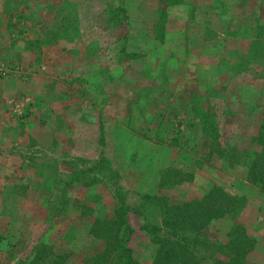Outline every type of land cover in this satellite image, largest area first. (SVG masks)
<instances>
[{"label": "rangeland", "instance_id": "obj_1", "mask_svg": "<svg viewBox=\"0 0 264 264\" xmlns=\"http://www.w3.org/2000/svg\"><path fill=\"white\" fill-rule=\"evenodd\" d=\"M261 145L264 0H0V264H116L89 227L123 202L131 257L152 264L170 230L195 233L163 210L211 185L243 195ZM217 228L197 230L189 264L219 257Z\"/></svg>", "mask_w": 264, "mask_h": 264}, {"label": "trees", "instance_id": "obj_2", "mask_svg": "<svg viewBox=\"0 0 264 264\" xmlns=\"http://www.w3.org/2000/svg\"><path fill=\"white\" fill-rule=\"evenodd\" d=\"M261 148L263 151L258 154L252 153L250 161L245 166L249 183L264 192V170L262 169L264 168V145H261ZM230 196L220 188L211 185L199 199H192L188 202L180 203V206H173V210L170 213L164 209L163 213L169 214V217L165 218L161 224H168L170 228L177 227L182 230L195 231V233L191 237L189 235L185 236V231L182 234H177L170 230L168 234L173 236L176 241L170 242V248L162 253L156 250L152 258V264H159L160 258L167 259L171 264H189L192 255L185 251L187 243L199 244L196 236L197 230L211 220L223 215L227 216L232 224L223 247L212 245L213 249H215L213 254L217 253L219 257H214L212 254L211 260H213L214 264H245L246 250L244 251L243 249L244 244L242 243L240 246V241H236V238L242 237L245 240L247 238L237 222L238 213L244 207L246 197L243 195L238 197ZM217 201L218 203L214 205ZM126 212L127 208L123 202L113 210L116 215L113 220H93L90 223L89 233L93 239L103 242L105 251L110 250L112 252L117 260L116 264H137L131 257V251L127 246L131 227L127 222ZM239 228L242 230V234L238 232ZM223 249H227V253ZM63 264H69V260L67 259L66 261L65 258ZM162 264H166V261L162 262Z\"/></svg>", "mask_w": 264, "mask_h": 264}, {"label": "crops", "instance_id": "obj_3", "mask_svg": "<svg viewBox=\"0 0 264 264\" xmlns=\"http://www.w3.org/2000/svg\"><path fill=\"white\" fill-rule=\"evenodd\" d=\"M164 148L165 147L160 148L157 145V149L161 152V154L163 155V158L165 156V152H167L168 150V149L164 150ZM148 150H153V148L149 147ZM0 161H1V158H0ZM163 166L164 165H156V162H154L150 164L147 168L158 170L159 168H163ZM9 168H10L8 169L9 171H6L4 173L3 165L0 166L1 179L4 178V174L14 175V167L11 166ZM242 182H243V186H241L240 188V193L246 197V203L244 207L241 209L240 214L237 216V221L243 224V228L245 229V232H244L245 235L247 237H252L254 239L253 241L254 244L252 248L249 251L245 252V260L246 261L251 260L252 262H254L253 264H264V201L260 199L261 197L264 198V192L260 191L257 186L251 183L249 184V182L246 179V176H244V179ZM29 188H30V185H29ZM251 192H255V195L257 197H253L254 193H251ZM260 194H262V196ZM0 196H1V193H0ZM42 197H43L42 192H40L39 195L36 196V198H32L31 196L26 195L25 193V195L19 200V203H18L19 206H17V209L19 207L17 217L22 218L20 216H23V217L28 216V218H30V216L28 215L29 211L25 209L42 206L43 205ZM253 205L255 209L253 210L251 214L246 216L245 212L248 211L251 207H253ZM132 213L133 212H131V210L126 212V219L131 229L134 228L130 220V217L133 215ZM231 224H232L231 220L227 216H223V217H219V218L211 220L209 222V227L210 229L216 230L218 229L217 228L218 226H222L221 233L224 237V236H227V233L230 229ZM43 239L45 238L42 237V240ZM202 263L203 264H214L213 260H207L206 262H202Z\"/></svg>", "mask_w": 264, "mask_h": 264}]
</instances>
